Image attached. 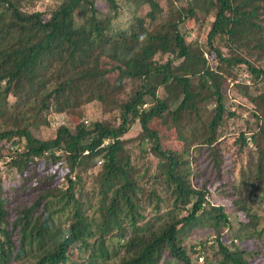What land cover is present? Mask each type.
<instances>
[{
  "label": "trees",
  "instance_id": "16d2710c",
  "mask_svg": "<svg viewBox=\"0 0 264 264\" xmlns=\"http://www.w3.org/2000/svg\"><path fill=\"white\" fill-rule=\"evenodd\" d=\"M0 162V264H264V0H0Z\"/></svg>",
  "mask_w": 264,
  "mask_h": 264
},
{
  "label": "rangeland",
  "instance_id": "374dc122",
  "mask_svg": "<svg viewBox=\"0 0 264 264\" xmlns=\"http://www.w3.org/2000/svg\"><path fill=\"white\" fill-rule=\"evenodd\" d=\"M103 2V0H102ZM48 3V2H47ZM162 5L166 8V6H168V0H161ZM104 4V6H106V3H102ZM43 6V5H42ZM41 6V7H42ZM106 8V7H105ZM108 10V7L106 8ZM176 15V14H175ZM125 20H126V16H119L118 21L117 22L120 27H125ZM203 22V23H202ZM202 22L198 23L195 22V19H191V21L188 22V27H186L188 30H191V32L189 33V39H197L199 40L200 44H203L206 38V34H207V30L209 27V23L207 22V20H203ZM203 50H204V54L206 55L207 58H210V54H208V51L206 50L207 48L203 45H201ZM138 88V81L135 80H131L130 78L127 77H122L119 80H116V86H115V92L119 93V100L123 101L125 99V97H127L128 95L132 94L136 89ZM223 91L226 95V98L228 101H230V96L232 94H237L235 91V89H233L230 85H226L223 87ZM239 97H241V95H237ZM239 97L238 100H239ZM234 108V106H231ZM88 110V114H91L92 118H95V111L93 108H87ZM243 116L247 115L246 112L242 113ZM48 119L50 120V127L47 126H35L33 127L34 133L39 136V137H49L53 134V129L56 128V126H58L61 123H66V122H70L72 124V126H74L77 122H79L81 120L80 115L78 114L77 111L75 110H69V111H63V112H57L56 114L48 117ZM168 115L164 114L162 118L159 119H155L152 122V127L154 128H158L160 130H162L164 133H167V136L163 139L164 142V146L168 147V148H175V145L179 144L176 139H175V132L173 131L172 128H170V124L168 122ZM228 125L229 128H236L239 127L238 125L233 124L232 119L228 121ZM227 129V132L231 131L230 129ZM241 128V127H240ZM238 128V129H240ZM140 129L138 128V126H136L135 128H132L131 131L126 134V137L128 138H132L136 141H134V143H137V137L140 136ZM137 151L138 148H137ZM149 160H152V157H148ZM144 160V159H143ZM148 160V161H149ZM37 165V164H35ZM43 165V163H41L39 166L41 167ZM0 166L3 172V176L6 178V169L4 168L3 163L0 162ZM38 166V165H37ZM69 166V161L64 162V164L60 165V167L57 169L58 170V174L63 175L65 172H67ZM17 183L16 181H9L7 178L5 179V182L3 184V190H8L11 193H13L15 191V187H16ZM210 201L214 204H225L226 209L228 211V214L230 216V218L232 219V226L230 228H228L225 231V239H227L228 241L236 239V236L239 235L237 229H238V221L240 219V217L238 218L234 211L231 209L230 207V203L227 202L226 200L223 199V197L216 191V187H213L211 189V197H210ZM260 209V213L262 214L261 216H263L264 214V205L259 206ZM264 225V217L261 218V223H260V227H262ZM211 232H209L208 230H196L193 233H191L189 236L185 237V243L191 244V243H199L200 241L205 240L206 237L210 236ZM237 244L241 247H247L249 246L246 242H237ZM202 258L199 259V261ZM167 264H172L169 260L167 261ZM204 264H208V263H204Z\"/></svg>",
  "mask_w": 264,
  "mask_h": 264
}]
</instances>
